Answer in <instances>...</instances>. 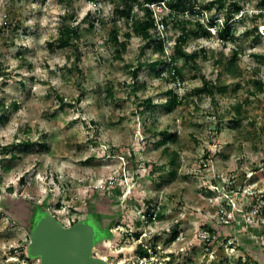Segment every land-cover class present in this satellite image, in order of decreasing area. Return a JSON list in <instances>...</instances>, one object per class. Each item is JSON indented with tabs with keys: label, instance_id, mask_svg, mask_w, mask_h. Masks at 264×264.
Segmentation results:
<instances>
[{
	"label": "rangeland",
	"instance_id": "1",
	"mask_svg": "<svg viewBox=\"0 0 264 264\" xmlns=\"http://www.w3.org/2000/svg\"><path fill=\"white\" fill-rule=\"evenodd\" d=\"M141 3L0 0V264H40L42 211L90 219L108 264H264V0L150 4L148 47ZM63 24L76 48L59 47Z\"/></svg>",
	"mask_w": 264,
	"mask_h": 264
},
{
	"label": "water",
	"instance_id": "2",
	"mask_svg": "<svg viewBox=\"0 0 264 264\" xmlns=\"http://www.w3.org/2000/svg\"><path fill=\"white\" fill-rule=\"evenodd\" d=\"M101 239L90 219L65 227L48 211H42L33 223L27 255L40 264H108L93 254Z\"/></svg>",
	"mask_w": 264,
	"mask_h": 264
},
{
	"label": "trees",
	"instance_id": "3",
	"mask_svg": "<svg viewBox=\"0 0 264 264\" xmlns=\"http://www.w3.org/2000/svg\"><path fill=\"white\" fill-rule=\"evenodd\" d=\"M136 1V0H135ZM190 0H142V5L147 4V6H142L143 11H144V17L143 19L140 20H136L135 24H134V29L136 31H138L141 34V37L143 39H145L146 41V47H148L150 45V43L155 40L156 38L150 37L149 31L154 28V16H153V10L151 8H149L150 4H160V3H167V7H169L172 10L175 11H181L183 8H185L186 4L189 2ZM241 10V7L238 6L237 4H235L234 6V10L232 13H228L226 16V19L228 20L229 18H232L234 14L238 13ZM129 11H122L120 12L121 16L125 15L128 16ZM193 12V11H192ZM226 19L224 20L225 22L222 24V28L219 29L220 33V37L221 38H225L226 36L230 35V26L227 24ZM182 21H175L173 23L174 26L176 25H180ZM185 22H189L188 20H186ZM197 22V23H196ZM195 22V25L197 27V30H201L202 26L201 24L198 23V21ZM162 23H166L165 20H162ZM211 25L213 24L212 22L210 23ZM63 28L60 30L59 33V37H58V41H59V47H68V46H73V47H77L74 42L72 41L74 39V37L76 38V36L78 35V27L75 25H67V24H63ZM182 32L178 38V42L175 43L174 48H176V51L178 52L179 55H183V57H185L186 59H194L196 57V54L194 55H186L183 54L181 52V45L180 42L184 41V39L186 38L187 35V31L188 29H186L185 27H181ZM116 31L114 29L111 30L110 32V38L111 40H113L115 43H118V40L116 38ZM120 47L124 48V44L123 43H118L117 44ZM119 54V51H117V55ZM234 61H235V55H232L230 58L226 59V66H227V70L230 71L232 70L233 66H234ZM172 63V58L170 57L169 61H165V60H159L158 64H161L164 66V68H162L160 71H164L166 69V66L171 65ZM264 63V61H263ZM176 69V68H174ZM152 71H154V68H151ZM259 84V86L261 87V82H256ZM261 89V88H260ZM222 91V89H219L218 87L209 84L208 82L204 81L202 84V87L200 89H198V93L203 92L205 94H207L210 97L214 96L215 91ZM108 92H110V90H108ZM166 95L168 96V99L166 100L165 104L168 107L169 110H172L174 107L177 106L178 103H180V101H178L177 96L173 93V91H168L166 92ZM147 103L150 104L151 100H147ZM15 108H17V105L14 106ZM236 112L239 113V109L235 108ZM164 134V133H162ZM161 142H159L160 144H165L166 143V138L160 140ZM12 157L14 158L15 156L12 155ZM172 175H175V172L172 173ZM39 209H42L41 207ZM139 236L138 233L134 234L135 239H137ZM173 236H176V230H174V234ZM136 252L140 257H149L148 254V250L147 248H145L143 245L138 244L136 246ZM240 261V260H238ZM247 262V261H246Z\"/></svg>",
	"mask_w": 264,
	"mask_h": 264
},
{
	"label": "built area",
	"instance_id": "4",
	"mask_svg": "<svg viewBox=\"0 0 264 264\" xmlns=\"http://www.w3.org/2000/svg\"><path fill=\"white\" fill-rule=\"evenodd\" d=\"M157 5H163V7L165 8V9H168V7L165 5V3L163 2V3H160V4H157ZM149 8H150V6H149ZM169 13H171L170 15H172L173 17L175 16V13H176V11L175 10H170V12ZM161 24H163L162 23V20H161ZM155 25V24H154ZM63 226H65V227H68V226H71L72 224H74V220H71V221H63L62 219L60 220H58ZM144 258V257H143ZM144 264H146L147 263V261H145V262H143ZM143 263H141V264H143Z\"/></svg>",
	"mask_w": 264,
	"mask_h": 264
},
{
	"label": "bare ground",
	"instance_id": "5",
	"mask_svg": "<svg viewBox=\"0 0 264 264\" xmlns=\"http://www.w3.org/2000/svg\"><path fill=\"white\" fill-rule=\"evenodd\" d=\"M101 258H103L105 261H106V259H107L106 256H101ZM36 260H38V259H36Z\"/></svg>",
	"mask_w": 264,
	"mask_h": 264
}]
</instances>
